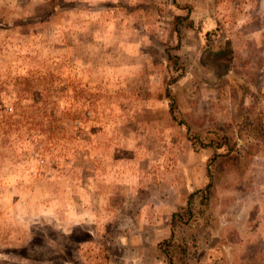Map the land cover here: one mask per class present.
<instances>
[{
	"label": "rangeland",
	"instance_id": "rangeland-1",
	"mask_svg": "<svg viewBox=\"0 0 264 264\" xmlns=\"http://www.w3.org/2000/svg\"><path fill=\"white\" fill-rule=\"evenodd\" d=\"M0 264H264V0H0Z\"/></svg>",
	"mask_w": 264,
	"mask_h": 264
},
{
	"label": "trees",
	"instance_id": "trees-1",
	"mask_svg": "<svg viewBox=\"0 0 264 264\" xmlns=\"http://www.w3.org/2000/svg\"><path fill=\"white\" fill-rule=\"evenodd\" d=\"M214 43H209L208 42V46L206 49L202 50V53L199 55L198 57V66L200 69L204 70L203 66H205V63L207 64H211V63H216L217 66L215 68V72H213V75L218 77V76H223L224 74L228 73L229 71V67L227 65V63H225L223 60L225 58H227L230 55V50L227 48V42L224 43H216L218 45L223 46V48L221 50H210L211 45L215 44ZM168 59H170V61L173 62V64H175V59L172 57H169ZM219 70V72H218ZM172 82V81H171ZM173 83V82H172ZM168 94V93H167ZM169 97V95H168ZM170 113H172V111L170 110ZM220 139L219 142H216L214 140H210L207 143L201 142V141H196V144L193 145H197L200 147H212L215 149H220L224 144H225V139L223 137L218 138ZM194 142V141H193ZM210 182H208L204 188L202 189V194L203 193H207L209 188H210ZM190 205L188 203V205L186 206V208L184 209V211L187 212V210L189 209ZM183 210V209H180ZM182 211L179 212H172L170 215V220H169V225L171 228V233L170 236L162 241L161 243L158 244L157 249L158 251H160L161 254H163V256L167 259V261L169 263L172 262V254L177 253L180 254L182 256V254H185V250H184V242L182 240V238H179L178 236L176 237L175 235V228L179 225L181 226H187L189 225L188 222L191 219L190 217V212H187V218H184V215L181 214ZM179 255V256H180Z\"/></svg>",
	"mask_w": 264,
	"mask_h": 264
},
{
	"label": "crops",
	"instance_id": "crops-1",
	"mask_svg": "<svg viewBox=\"0 0 264 264\" xmlns=\"http://www.w3.org/2000/svg\"><path fill=\"white\" fill-rule=\"evenodd\" d=\"M209 73H210V71H209ZM227 76V73L226 74H224L222 77L221 76H218V77H214V79H216V81H217V84L219 85L220 84V81L223 79V78H225ZM207 86V85H206ZM166 98L168 99V94L166 93ZM168 105V104H167ZM176 124H178L177 122H176ZM175 124V125H176ZM190 193V192H189ZM179 206H182V205H179Z\"/></svg>",
	"mask_w": 264,
	"mask_h": 264
}]
</instances>
